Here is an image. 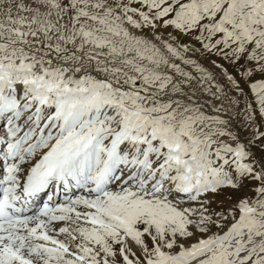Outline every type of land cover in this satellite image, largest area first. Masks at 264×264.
I'll return each instance as SVG.
<instances>
[{"label":"snow or ice","instance_id":"1","mask_svg":"<svg viewBox=\"0 0 264 264\" xmlns=\"http://www.w3.org/2000/svg\"><path fill=\"white\" fill-rule=\"evenodd\" d=\"M0 264H264V0H0Z\"/></svg>","mask_w":264,"mask_h":264}]
</instances>
